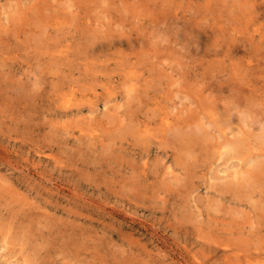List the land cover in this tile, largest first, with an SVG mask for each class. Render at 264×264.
<instances>
[{
	"label": "rangeland",
	"instance_id": "374dc122",
	"mask_svg": "<svg viewBox=\"0 0 264 264\" xmlns=\"http://www.w3.org/2000/svg\"><path fill=\"white\" fill-rule=\"evenodd\" d=\"M262 51L264 0H0V264H264Z\"/></svg>",
	"mask_w": 264,
	"mask_h": 264
},
{
	"label": "bare ground",
	"instance_id": "6f19581e",
	"mask_svg": "<svg viewBox=\"0 0 264 264\" xmlns=\"http://www.w3.org/2000/svg\"><path fill=\"white\" fill-rule=\"evenodd\" d=\"M76 7L77 8H80V11L82 10L81 13L83 12V9L81 8L80 5H77ZM43 9L45 11H43ZM43 9H41L42 12H43V15L40 14L41 17H42V19H43V22L42 23L45 22L43 25L49 26V25L52 24L51 20H49L51 18V16L49 14L48 15L46 14L47 13V8H43ZM81 13L77 15V18L81 15ZM220 36L223 37V35L221 33H220ZM252 37L253 36H251V38L250 37L248 38L245 33H244V36L243 35H239L238 33H236V34L232 35L231 38H229V40L225 39L224 42L227 45H231V47H233V51H238L239 50V43H242V41H244V40H249V42H251L250 39H252ZM239 39H241V40H239ZM262 43H263V40L260 42V44H262ZM243 45H246V43H243ZM256 50H258L261 53V47L259 45H256ZM222 51H224V50H222ZM222 51L215 49V50H213V55L214 56L220 55V58H223V57L224 58H226V57H230L231 58L232 57V53H230L231 52V48H228L227 49V51H229L228 54H224ZM262 54H264V51H262ZM137 55H138L137 57H141L140 54L137 53ZM207 55H211V53H208ZM52 60H53V62H55V61H57L59 59L57 58V56H55V57H53ZM140 61H141V59L138 60L139 63H140ZM218 69L220 70V67ZM139 72H140L139 69H136V71H133V73H135V75H133L134 78H132V79H134V80H136L137 78L139 79ZM218 72L219 71H216V73H218ZM260 72L263 75L262 78H264V67L261 68ZM247 74H249V73L247 72ZM214 77H215V75H214ZM219 78L220 77H218L217 79L215 78L217 84H216V86L214 88L207 87L206 89H211V90L212 89H217L216 96H219V97H222L223 98V94H224V83L221 82L220 80H218ZM246 79H249V76L246 77V78L244 76H242L241 78L232 79L231 80L232 83L228 86V88H230V90H231V95H233L232 94V91H234V93H235V96L236 97H233L234 100H235V101H233L234 104L236 102H240L243 98H247V100H248L247 104H250V105L247 106V109L250 112L253 109L252 108V103L253 102L248 99L249 95H246L247 86H250V84H248V82H246ZM135 85L136 84H133L129 88L131 93L138 91ZM243 90H246V91L243 92ZM239 106L240 105H238V104L235 105V107H239ZM178 121H181L186 126H188L187 128L190 127L189 126L190 125V120L188 118L185 121L183 119H180ZM176 126H178V125L176 124ZM179 127H181V126L179 125ZM183 134L185 135V133H183ZM177 137H179L178 139L180 140V137L183 138V135L182 134L180 135V133H178V136ZM245 144H246V141L243 140V139L234 140V141H232V142L229 143L230 146L228 147V151H225L223 154L226 157H228L227 155H231L232 156L234 154L240 153L242 151V147H244ZM185 146H186V148H189L190 147L188 144L185 145ZM258 166H259L258 167V170L262 168L261 165H258ZM239 175H240V173L238 172L237 173V176H239ZM253 177H254V179H253ZM261 177H262V174H260L259 171L253 170L251 176L250 175L243 176V179L241 180L240 186L245 185L246 187L255 188L256 186H258V181L256 179H259V180L263 181V179ZM254 180H256V181H254ZM248 181H251V183L249 184ZM252 181H254V182H252ZM230 188L232 189V186ZM234 191H238V193H240L239 187H236V189H234Z\"/></svg>",
	"mask_w": 264,
	"mask_h": 264
}]
</instances>
